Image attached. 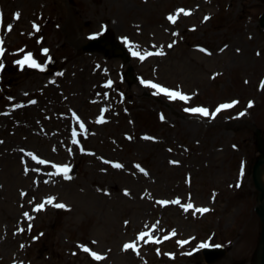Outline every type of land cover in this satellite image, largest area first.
I'll list each match as a JSON object with an SVG mask.
<instances>
[{
	"label": "rangeland",
	"instance_id": "374dc122",
	"mask_svg": "<svg viewBox=\"0 0 264 264\" xmlns=\"http://www.w3.org/2000/svg\"><path fill=\"white\" fill-rule=\"evenodd\" d=\"M263 13L264 0H0V264L258 263ZM94 34L130 61L84 50ZM29 51L45 67L15 63ZM232 100L215 116L186 111ZM217 245L228 252L208 263Z\"/></svg>",
	"mask_w": 264,
	"mask_h": 264
},
{
	"label": "snow or ice",
	"instance_id": "6c2138e0",
	"mask_svg": "<svg viewBox=\"0 0 264 264\" xmlns=\"http://www.w3.org/2000/svg\"><path fill=\"white\" fill-rule=\"evenodd\" d=\"M177 11H178V12H185V9H178ZM16 16H17V18H19L20 13L17 12V13H16ZM207 18H208V17H205V19H207ZM168 19L171 20V21H173V22H175V21H176V16H174V15H172V14H169ZM12 27H13L12 24H8V25H7V28H8L9 30H11ZM34 27H35L37 30H39V25H38V24H35V22H34ZM94 35H98V34H94ZM123 39H124V40H128L127 37H123ZM3 44H4V40H3V38H0V54H3V53L5 52V49H4V47H3ZM169 47H171V45H169ZM225 47H227V45H225ZM203 50H204L205 52H208V51H209V50L206 49V48L203 49ZM43 51H44L45 53H47L49 50H48L47 48H45V49H43ZM238 51H239V50H238ZM132 54H133L134 56H139L141 59H144L145 56L151 55V53H149V52H144V53L142 54L141 52L136 51V50H133V53H132ZM15 63H17V64L20 65L21 67H23V66L26 65V64L29 65V66H32V67H36V68H43V67H45V65L39 63V62L34 58L33 53L30 52V51L24 53V55L22 56V58L16 60ZM2 67H3V64H0V68H2ZM107 83H108L109 85H111V84H112V81L109 80V81H107ZM142 83L145 84V85H147V86H151V87L154 88V89H157V90H158V94H159V93H164V94H166V95L168 96L169 99H172V100L179 99V100H182V101H184V100H188V99H189V95L186 94V93H184L183 91L174 90V89L169 88V87H166V86H164V85H162V84H160V83H156V82H154V81H152V80H143ZM261 87L264 88V81L261 82ZM10 99H11V98H10ZM237 103H238L237 100H232V101H230V102L221 103V104H219V105L215 108V111H213V112H211V113H210L209 109H208L207 107H204V106L189 107V108L186 109V111L191 112V113H201V114H203L204 116H209L210 114H211L212 116H215V115H216L217 113H219L222 109H226V108L232 107L233 105H235V104H237ZM252 104H253V102H252V101H249V106H252ZM243 114H244L243 112L239 113V115H243ZM77 119L79 120V117H77ZM161 119H164L163 115H161ZM100 120H101V122H102V121L104 120V117L101 116V117H100ZM79 127H80V128H84V124H83V122L80 123ZM73 135H74V136L76 135L75 130H73ZM129 138H131V137H129ZM151 139H155V137H151ZM76 143H79V141L77 140ZM28 155H29V156H33V157L36 158V159H39V157H35L34 154L31 153V152H29ZM101 159H103V157H101ZM41 163H45V164H46V163H50V161L42 160ZM110 163H111V162H110ZM172 163H178V161H172ZM115 166H116L117 168H122V167H123V165L120 164V163H118V162L115 164ZM136 167L139 168L141 172H144V171H145V169L142 168L139 164H137ZM55 168H56L57 170H59V171L65 173V174L67 175V173L69 172V168H70V166L67 165V164H56V165H55ZM68 178H71V177H68ZM125 192H128V190L125 189ZM22 194H23V193H22ZM54 199H55L54 197H48V198H47V202H48V203H52V202L54 201ZM174 202L177 203V204H179V203H180V198L177 197V199H176ZM159 203L162 204V205H167V204L170 203V201H168V200H160ZM56 206H57V207H67V205H65V204H63V203L56 204ZM35 207H36L37 210H39V209L44 208L45 205H44L43 203H37ZM184 207H185V209H189V208H193L194 205L191 204V203H187V204L184 205ZM197 210H198L199 212H207V211H208V209H207V208H204V207H201V208H199V209H197ZM23 215H24L25 217H28V216H29V213H28V212H25ZM125 223H128V222L125 221ZM29 227H30V226H29ZM172 231H173V234H174V233H175V230L173 229ZM145 235H149V236H151V233H145V232H143V231L139 233V236H140V237H144ZM35 238H36V237H34V239H35ZM93 243H95V242H93ZM180 243L183 244V243H186V241H180ZM201 246L203 247V246H205V245L202 244ZM80 247H81V248H84L86 251H91V249L87 248V246L84 245V244H81ZM123 247H124V249H129V248L135 249V248H136V244H135L134 242H133V243H125V244L123 245ZM91 254H92V256L95 257V258H97V259H101V256H100L99 253L94 252V251H91ZM169 255H172V254L170 253ZM14 264H15V262H14Z\"/></svg>",
	"mask_w": 264,
	"mask_h": 264
},
{
	"label": "water",
	"instance_id": "95a60500",
	"mask_svg": "<svg viewBox=\"0 0 264 264\" xmlns=\"http://www.w3.org/2000/svg\"><path fill=\"white\" fill-rule=\"evenodd\" d=\"M261 23L264 26V15L262 16V22ZM113 47L114 48H120V46L118 44H113ZM86 48H90V49L103 48L102 38L98 37V38L92 40V42L88 46H86ZM123 56L128 58L127 56H125V54H123ZM131 69L132 68L130 67L127 74L131 75ZM260 150L262 152V157H260L255 164L254 182H255L257 189L260 190L261 204L257 208V211L260 214L262 221H263L262 248H261V254H260L261 261L257 264H264V183H263V180L261 178V168L264 165V142L263 141L260 142ZM225 252H226L225 249H206L205 250L206 257H207L209 262H214V261L220 259L221 257H223ZM244 263L245 262H240V263H236V264H244Z\"/></svg>",
	"mask_w": 264,
	"mask_h": 264
},
{
	"label": "bare ground",
	"instance_id": "6f19581e",
	"mask_svg": "<svg viewBox=\"0 0 264 264\" xmlns=\"http://www.w3.org/2000/svg\"><path fill=\"white\" fill-rule=\"evenodd\" d=\"M263 174H264V167L262 168V177H263Z\"/></svg>",
	"mask_w": 264,
	"mask_h": 264
}]
</instances>
